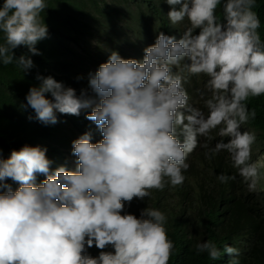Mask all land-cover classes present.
<instances>
[{"label": "clouds", "instance_id": "9594fccd", "mask_svg": "<svg viewBox=\"0 0 264 264\" xmlns=\"http://www.w3.org/2000/svg\"><path fill=\"white\" fill-rule=\"evenodd\" d=\"M155 2L169 6L173 26L187 21L179 38L156 32L142 59L108 50L79 94L52 76H36L39 85L20 105L34 110L29 121L55 125L57 113L83 112L102 139L93 143L89 130L72 141L74 170H53L41 146L25 144L0 158V264H169L175 244L166 214L146 206L137 217L127 209L153 190L182 186L197 148L207 160L227 154L235 172L217 175L219 183L239 177L259 194L264 156L253 160L257 136L244 129L257 117L250 100L264 97L257 0ZM46 9L47 0H3L0 65L25 73L34 67L31 56L41 55L36 46L49 34ZM21 47L31 56L17 57ZM191 77L203 78L195 102L185 87ZM194 248L210 260L221 258L211 239ZM223 252L232 257L228 264H240L237 248L224 245Z\"/></svg>", "mask_w": 264, "mask_h": 264}, {"label": "trees", "instance_id": "16d2710c", "mask_svg": "<svg viewBox=\"0 0 264 264\" xmlns=\"http://www.w3.org/2000/svg\"><path fill=\"white\" fill-rule=\"evenodd\" d=\"M117 2L121 5L133 3L135 10L130 13V20L141 23L139 30L151 36L150 45L154 43L156 32L163 31L179 38L187 26V21L175 26L168 21L169 6L166 3L158 5L155 0ZM47 3L48 38L36 46L41 55L31 56L23 47L15 52L17 57L22 54L31 56L34 67L25 73L15 64L0 65V158H9L12 150H19L25 144L41 146L47 148L46 155L53 161V170L60 166L70 170L62 148H67L71 141L62 135L61 125L67 123L83 134L94 131L95 125L87 121L82 112L79 117L57 113L58 123L45 126L35 119L29 121V115L35 117L34 110L29 107L25 111L20 105L27 103L25 97L29 88L39 85L37 75L52 76L57 82L76 89L77 94L81 88L88 87V79L81 72L83 58L71 44L78 45L90 34V22L96 21L97 14L102 15L98 6L100 3L105 5V0H47ZM114 9L108 7L109 11L117 12ZM255 10L260 16L259 31L264 39V0H257ZM77 77L83 79L77 80ZM185 87L195 102L198 100L196 89L203 88V78L191 77ZM248 106L257 111L256 119L244 125L245 130H251L257 136L253 145L254 159L255 152L264 155V97L250 100ZM226 155L221 153L213 160H207L203 150L197 148L188 157L190 168L184 173L186 180L182 186L153 190L151 198L143 202L134 200L127 209L137 217L146 206L158 208L166 214L168 236L175 244L169 264H228L232 257L223 252L224 245L239 250L240 264H264V170L258 195L248 192L239 177L236 181L221 184L217 175L235 172L226 162ZM42 179L38 177V180ZM210 239L221 251L219 260H210L206 253L197 254L195 251V243ZM90 252L93 256L98 254L95 248Z\"/></svg>", "mask_w": 264, "mask_h": 264}, {"label": "rangeland", "instance_id": "374dc122", "mask_svg": "<svg viewBox=\"0 0 264 264\" xmlns=\"http://www.w3.org/2000/svg\"><path fill=\"white\" fill-rule=\"evenodd\" d=\"M104 4L100 3L98 6L102 15L97 14L96 21L90 22V34H87L84 41L78 45L71 44L73 49L83 58L81 72L87 79L90 72L94 74L98 66L107 61L108 50L118 51L120 56L125 59H142L143 49L150 45L149 42H152L149 34L139 30L141 23L130 20V13L135 10L132 2L121 5L117 0H105ZM108 7H115L117 12L109 11ZM60 128L62 135L71 143L83 134L67 123H63ZM92 133L93 143L102 139L98 129ZM71 143H67V148H62V151H64V158L70 166V170H74L75 157L71 155ZM254 154L253 160L258 156H264L256 152Z\"/></svg>", "mask_w": 264, "mask_h": 264}]
</instances>
